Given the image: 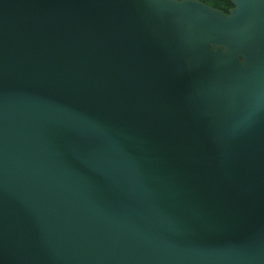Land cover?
<instances>
[{
  "label": "water",
  "instance_id": "obj_1",
  "mask_svg": "<svg viewBox=\"0 0 264 264\" xmlns=\"http://www.w3.org/2000/svg\"><path fill=\"white\" fill-rule=\"evenodd\" d=\"M0 0V264H264V0Z\"/></svg>",
  "mask_w": 264,
  "mask_h": 264
},
{
  "label": "trees",
  "instance_id": "obj_2",
  "mask_svg": "<svg viewBox=\"0 0 264 264\" xmlns=\"http://www.w3.org/2000/svg\"><path fill=\"white\" fill-rule=\"evenodd\" d=\"M203 2H206L207 4L222 9L225 12H228L230 8H232V2L231 0H201Z\"/></svg>",
  "mask_w": 264,
  "mask_h": 264
}]
</instances>
